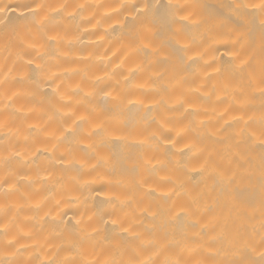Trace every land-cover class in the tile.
Returning <instances> with one entry per match:
<instances>
[{"label":"bare ground","instance_id":"6f19581e","mask_svg":"<svg viewBox=\"0 0 264 264\" xmlns=\"http://www.w3.org/2000/svg\"><path fill=\"white\" fill-rule=\"evenodd\" d=\"M35 2L0 0V264H260L259 0Z\"/></svg>","mask_w":264,"mask_h":264},{"label":"snow or ice","instance_id":"6c2138e0","mask_svg":"<svg viewBox=\"0 0 264 264\" xmlns=\"http://www.w3.org/2000/svg\"><path fill=\"white\" fill-rule=\"evenodd\" d=\"M19 9H23L26 11H21L19 16L17 17V19L19 20H23L26 19V17H31V21L32 23L36 24L37 26H40L43 24V21L47 19V16L41 18V19H37V17H39L40 12L43 10L44 5L40 4V3H36L35 0H31V3H22V4H18L16 6ZM80 7H83V5H80ZM144 8H147L148 5L145 4L143 6ZM155 8V10L157 12L161 11L162 9L165 11V13L170 12L171 15L175 18L180 12H182L184 10L185 6L182 5H177L171 2V0H169V3L167 4H162V3H158L156 5L153 6ZM235 8L237 9V11H239L241 8L245 9V10H251L253 12L259 13L261 15V19H260V29H261V38H262V46H264V0H259V3H253V4H244V5H235ZM9 9V5L5 4L3 7H0V14H3L5 16L4 21H2L3 23H8L11 21V17L7 15ZM189 15H185L182 16L180 18V21H187L189 19ZM49 40H55V37H49ZM144 47H147V45H144ZM230 55L232 56L234 61H238V63L234 64V68L239 70L241 68H243L247 63L248 60L247 58H242V52L241 51H236L233 53H230ZM29 64L32 63L31 60L28 61ZM261 92L262 94H264V78H262L261 80ZM107 95V93L105 94ZM85 119L84 116H79L77 117L78 121H83ZM73 123L75 124L76 121H73ZM2 126V125H0ZM102 126L100 124H96L94 126L93 131L95 130H99ZM91 134V133H90ZM262 146H264V142H262ZM187 147V145H186ZM17 155H19V153H17ZM59 201L57 202V204L59 205ZM59 211V208H58ZM90 219V218H89ZM82 223V221L80 219L76 220V225H80ZM112 224L115 226L117 225V221L115 219L112 220ZM97 229L96 228H92V232H96ZM121 231L123 232H128L129 228L128 227H122ZM261 246L262 249H264V237L261 238ZM260 257H261V261L260 264H264V250H262L259 253ZM101 264H115L114 261L112 260H104L101 262ZM137 264H152V262L150 261H139L137 262ZM165 264H167V262H165ZM177 264H179V262H177ZM199 264V262H198ZM219 264H256L255 261H221L219 262Z\"/></svg>","mask_w":264,"mask_h":264}]
</instances>
